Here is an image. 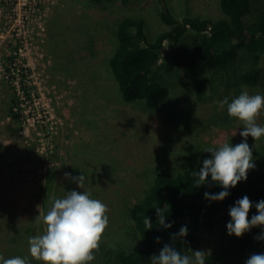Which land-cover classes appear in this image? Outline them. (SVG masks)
<instances>
[{
    "label": "rangeland",
    "instance_id": "374dc122",
    "mask_svg": "<svg viewBox=\"0 0 264 264\" xmlns=\"http://www.w3.org/2000/svg\"><path fill=\"white\" fill-rule=\"evenodd\" d=\"M165 1L178 19L223 17L218 0ZM252 3L264 10V0ZM159 15L156 0H0V256L41 264L30 257L28 240L43 233L42 217L53 198L74 190L108 207V227L89 264H116L113 251L140 244L128 211L158 171L174 174L191 161L203 166L211 158L207 148L242 142L243 123L220 101L230 103L243 91L264 95V87L237 82L240 61L228 73L207 74L202 98L198 78L179 83L163 64L155 75L169 92L159 105L122 98L109 68L116 24L127 16L142 19L152 41L168 29ZM195 36L189 32L182 46L190 49ZM171 50L165 42L161 63ZM257 124L264 126V110ZM246 142L255 164L249 172L257 171L264 167V137ZM65 173L83 174V188ZM229 222L223 214L212 229H199L194 251L207 254L205 264H230Z\"/></svg>",
    "mask_w": 264,
    "mask_h": 264
},
{
    "label": "trees",
    "instance_id": "16d2710c",
    "mask_svg": "<svg viewBox=\"0 0 264 264\" xmlns=\"http://www.w3.org/2000/svg\"><path fill=\"white\" fill-rule=\"evenodd\" d=\"M156 1L160 5V20L168 29L158 33L152 41L147 38L142 19L127 16L116 24L117 45L109 59V68L124 101H143L150 108L159 105L169 92L166 84L155 75L163 65L174 69L179 83L198 78L195 86L200 98L209 85L207 74L228 73L239 61L237 82L264 87V69L260 66L264 55V10L254 7L252 0H218L223 14L218 19L198 16L178 19L165 0ZM189 32L196 36L192 47L187 49L182 46V40ZM165 42L172 50L165 63H161ZM8 59L15 64L14 57ZM12 104L15 106L17 102L12 101ZM10 114L14 120L21 117L13 108ZM201 168L191 161L174 174L161 170L155 174L145 194L128 211L140 244L136 249L113 251L116 264H153L151 258L158 256L165 244L188 255L199 243V229L202 226L212 229L217 218L229 214L230 208L244 196L253 205L248 219L257 214L255 205L264 200V167L248 172L247 179L230 188L229 195L220 202L204 198L205 192L216 194L223 190L211 182L210 176L204 184L196 186L198 177L194 172L198 173ZM156 208L162 209L165 224H172L171 228L159 224ZM146 218L152 223L149 230L144 225ZM184 226H187V235L180 238L176 234ZM262 232L264 227L256 226L240 238L228 235L225 244L230 264H238L252 254L264 253L257 246H264V240L256 241Z\"/></svg>",
    "mask_w": 264,
    "mask_h": 264
},
{
    "label": "clouds",
    "instance_id": "9594fccd",
    "mask_svg": "<svg viewBox=\"0 0 264 264\" xmlns=\"http://www.w3.org/2000/svg\"><path fill=\"white\" fill-rule=\"evenodd\" d=\"M221 107L227 106V113L243 123V131L239 134L242 142L232 146L229 142L216 148H207L211 153L210 159L203 161L196 186L204 184L211 177L213 184H218L223 190L216 194L204 193L209 202L223 201L229 195V189L235 188L238 182L247 179V173L253 170L252 149L246 142L251 137L258 140L264 137V126L257 124V118L264 110V95L241 92L237 97H225L220 101ZM82 189L85 176H72L65 173ZM252 202L247 196L239 199L229 210L230 222L226 225L228 235L240 238L243 234L256 226L264 227V200L256 203V215L248 219ZM108 207L102 201L94 199L87 191H69L63 198H53L50 208L42 217L43 233L30 237L29 255L41 264H89L95 259V251L99 249L102 235L108 227ZM158 222L164 228H171L172 224H165L162 209L156 208ZM147 230L152 228L149 218L144 220ZM178 237L187 235V226L181 227ZM257 239L264 240V232ZM159 238L157 237V243ZM193 256L182 255L180 251L165 244L158 256L151 258L153 264H205L206 253L192 251ZM0 264H30L28 258L15 256L4 258L0 256ZM245 264H264V253L252 254Z\"/></svg>",
    "mask_w": 264,
    "mask_h": 264
}]
</instances>
